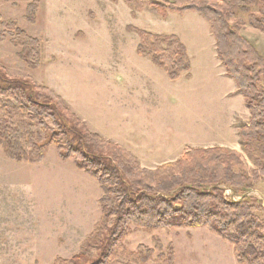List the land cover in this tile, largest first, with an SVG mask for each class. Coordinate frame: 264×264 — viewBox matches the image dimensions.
I'll list each match as a JSON object with an SVG mask.
<instances>
[{"label": "rangeland", "instance_id": "obj_1", "mask_svg": "<svg viewBox=\"0 0 264 264\" xmlns=\"http://www.w3.org/2000/svg\"><path fill=\"white\" fill-rule=\"evenodd\" d=\"M33 1L39 6L35 24L30 25L24 16ZM253 12L257 14V8ZM0 16L15 22L41 49L40 67L30 70L8 37L0 43V69L50 89L74 111L93 117L94 123L107 118L113 126L125 114L104 109V102L114 98L135 104L136 96L143 95L149 99L139 110L125 111L137 118L134 128L136 134L142 133L137 140L144 141L141 137L149 131L153 146L234 142L230 123L244 112V105L225 98L229 84L220 80L215 41L200 15L163 16L151 12L147 4L134 12L123 0H0ZM230 25L264 59V32L250 26L242 13ZM132 28L176 36L190 59V77L172 82L150 58L139 56V37ZM259 87L264 89V77ZM120 128L124 131L125 124ZM236 153L250 175L255 170L250 155L242 149ZM246 191L235 196L251 198ZM101 195L96 180L76 168L73 160H59L54 146L47 148L38 165L11 161L0 148V264H52L56 258L78 255L100 220ZM260 218L264 221V212ZM158 242L162 251L156 250L149 264H160L158 256L168 246L174 250L175 264H237L233 246L206 227L152 231L131 227L108 264H137L131 254L138 246L153 249ZM89 259L87 264L96 260L95 251Z\"/></svg>", "mask_w": 264, "mask_h": 264}, {"label": "trees", "instance_id": "obj_2", "mask_svg": "<svg viewBox=\"0 0 264 264\" xmlns=\"http://www.w3.org/2000/svg\"><path fill=\"white\" fill-rule=\"evenodd\" d=\"M123 1L134 12L147 4L153 13H196L209 24L217 58L250 115L248 125L239 129V140L255 170L248 175L241 156L221 147L188 148L173 163L153 170L140 168L133 154L90 132L53 91L0 69V148L5 157L38 165L47 148L54 146L59 160H73L76 168L96 180L102 192L100 220L79 254L69 260L56 258L52 264H87L91 251L96 252L91 264H108L131 227L148 231L206 227L233 246L237 264H264V221L260 218L264 211L245 194L238 201L224 196L227 188L238 196L264 177V89L259 87L264 59L230 25L242 13L250 26L264 32V0ZM38 6L33 1L25 9L24 20L30 25L35 24ZM132 30L139 37L137 54L150 58L168 80L190 77L189 57L176 36ZM8 37L20 49L17 57L28 69L40 67L39 42L0 16V43ZM156 250L162 251L159 242L153 249L140 245L131 257L137 264H149ZM158 258L160 264H175L171 246Z\"/></svg>", "mask_w": 264, "mask_h": 264}, {"label": "crops", "instance_id": "obj_3", "mask_svg": "<svg viewBox=\"0 0 264 264\" xmlns=\"http://www.w3.org/2000/svg\"><path fill=\"white\" fill-rule=\"evenodd\" d=\"M216 59L217 67L219 69L220 80L225 81L227 84H229L225 91V98L231 99L233 104H236L240 101V103L244 105V112L240 113L239 115L236 114L235 118L230 123V129L234 136V142L231 143L219 142L218 144H205L204 146H153V139H151V137L149 136V131L146 133V136L141 137V139H145L144 141L137 140L136 138H139L138 135L141 136L142 134H136L137 131L134 128V124L137 122V118L132 114H127L125 111L128 109L130 110L129 112L137 111L143 106V102H146L149 97L144 98L141 94V96H136L135 104H130L124 99L117 100L114 98H111L110 101L104 102V109L109 107V109H107L110 112H114L111 109H117L120 110V114L122 112L123 114L125 113L122 117H119L118 120H115L116 122H113V126L108 122L107 118L101 119V123L96 124L93 121V117L89 115H82V113L74 111L72 107L65 104L64 101L63 102L88 127L90 132L101 136L104 140L112 142L133 154L138 159L140 166L143 169L153 170L156 169L158 166L167 163H173L177 161L182 156L184 151L188 148L207 149L213 147H221L233 150L235 152H240L241 146L239 140V129L241 126L248 125L250 115L248 109L245 106L244 99L242 95L238 92L235 83L233 82V80H231L225 75L224 69L221 66L218 58ZM149 109L150 108L146 110ZM104 124H106L109 129L103 127ZM123 124H125L124 131L120 128V126ZM246 195L250 196L251 198H254L264 207V177L251 189H249L246 192Z\"/></svg>", "mask_w": 264, "mask_h": 264}, {"label": "built area", "instance_id": "obj_4", "mask_svg": "<svg viewBox=\"0 0 264 264\" xmlns=\"http://www.w3.org/2000/svg\"><path fill=\"white\" fill-rule=\"evenodd\" d=\"M224 195L226 196V198L232 200V201H238L240 200V197H236L232 194L230 189H225V193Z\"/></svg>", "mask_w": 264, "mask_h": 264}]
</instances>
